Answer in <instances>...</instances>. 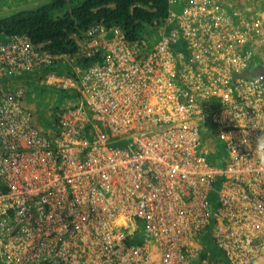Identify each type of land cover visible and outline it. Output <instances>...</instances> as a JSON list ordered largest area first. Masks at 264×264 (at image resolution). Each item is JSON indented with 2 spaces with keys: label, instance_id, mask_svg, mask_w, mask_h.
Returning a JSON list of instances; mask_svg holds the SVG:
<instances>
[{
  "label": "built area",
  "instance_id": "1",
  "mask_svg": "<svg viewBox=\"0 0 264 264\" xmlns=\"http://www.w3.org/2000/svg\"><path fill=\"white\" fill-rule=\"evenodd\" d=\"M218 4L235 21L218 16ZM231 7L193 0L182 14L170 9L163 23L176 29L144 49L119 26L95 23L85 41L72 36L76 58L104 53L87 71L57 73L67 55L27 35L0 44L1 81L38 75L41 88L70 100L52 114L55 127L41 129L34 93L20 84L0 90V175L8 179L0 264H264V166L255 155L264 74L246 76L252 54L238 51L250 32L264 41V18ZM109 33L116 40L105 45ZM182 41L199 50L189 60ZM214 140L228 151L222 166L209 160ZM212 218L223 260L201 257Z\"/></svg>",
  "mask_w": 264,
  "mask_h": 264
},
{
  "label": "trees",
  "instance_id": "2",
  "mask_svg": "<svg viewBox=\"0 0 264 264\" xmlns=\"http://www.w3.org/2000/svg\"><path fill=\"white\" fill-rule=\"evenodd\" d=\"M170 9V0H49L36 8L19 10L1 19L0 31L10 37L27 35L34 44L46 43L48 50L54 54L72 57L79 51L72 33L85 31L95 23H102L106 27L117 25L128 41L137 42L145 28L162 25L169 16ZM95 62H104L102 51L95 55L79 56L71 63L56 61L53 70L63 73L66 67L77 66L82 71H87ZM213 145L209 160L222 166L227 157L225 144L214 140ZM208 200L210 202L209 197ZM212 226L213 223L210 227ZM210 230L211 228L202 238L203 242L209 240L203 254L210 252L213 259L223 260L222 250L211 246Z\"/></svg>",
  "mask_w": 264,
  "mask_h": 264
},
{
  "label": "rangeland",
  "instance_id": "3",
  "mask_svg": "<svg viewBox=\"0 0 264 264\" xmlns=\"http://www.w3.org/2000/svg\"><path fill=\"white\" fill-rule=\"evenodd\" d=\"M47 1L49 0H0V20L14 14L15 12L19 10L36 8ZM215 1L217 3L222 2L223 4L230 3L232 5L231 9L234 8V10L237 9L243 12V14L246 16V20L254 21L257 19L258 16L264 18V0H215ZM192 2L193 0H172L171 1V11L176 14H182L184 11H186V9L191 7ZM215 10L220 12L218 13V16H222V14L224 16L228 15V18L231 21H235V18L233 14L231 13V10L227 14L226 8L223 7L222 5L218 4ZM189 12L193 15H196L194 9L189 10ZM196 17L198 16L196 15ZM235 23L236 22L233 23V26H235ZM166 24L167 23L165 22L158 27L155 26L151 28H148V27L145 28V31L142 33V37L140 41L137 43V47L141 49H144L146 47H154L162 39L163 35L169 36L172 33V31L176 28L173 25H166ZM72 35L74 37L76 36L77 41L86 40V33L84 31L80 33H72ZM3 36L6 37V35H3ZM3 36H0V38H2ZM11 40H12V36L10 37L9 40L4 41L3 43L8 44L11 42ZM114 40H116V36L114 35V33H109L108 35L104 37L102 43L105 45H108L111 41H114ZM261 40H262V37L250 32V37L248 39V42L243 47H240L238 49V51L250 52L252 54L251 63H252V67H254L253 70L256 68L264 69V41H261ZM210 41H207L205 45L210 43ZM3 43H0V44H3ZM184 44L185 43H182V42L180 43V47L181 48L183 47L181 52H183L187 56H189L190 54L193 55L194 51H199L197 48L195 50L189 49L187 48V45H185L184 47ZM171 46H175L174 49L177 48V46L174 44H171ZM203 49L204 47L202 48V50ZM75 58L76 56H72V57L67 56L68 62H72ZM185 59L189 60L188 58H185ZM207 59L210 60L209 57L204 58L205 61ZM54 71L59 73L58 70L54 69ZM71 71H73V68L72 66H69L63 70V73H72ZM38 78H39L38 75H28L25 79L24 78L22 79L13 78V79H4L3 81L0 80V90H6L9 88H12L13 86L19 85V84L27 87L29 92L31 94L34 93L35 95L32 101L38 107L39 115L42 121V122L40 121V125H42L43 127L44 125H46V126H50L54 128L55 127V124H54L55 117L52 114L57 109L66 107L69 104L70 100L63 97L61 92H57L52 87H42L41 88L37 84ZM204 139H206V136H204ZM220 148H222V146H220ZM227 154H228V151L226 153V156ZM220 184H221V180H218L214 184V188L213 190H211V193H210L211 195L209 196L210 203L214 207V209H217L218 207V202H219L218 188L220 187ZM211 231L209 232V234L212 240ZM207 233L208 231L203 233L202 236L200 237V241L204 245V250L207 248L209 240L207 242H203L202 238ZM211 246L214 249H216L215 247H217L215 244H213V240H212ZM202 255L203 254H201V257L207 258L209 257L210 252H207L205 256H202ZM255 264H261V262L258 261Z\"/></svg>",
  "mask_w": 264,
  "mask_h": 264
},
{
  "label": "bare ground",
  "instance_id": "4",
  "mask_svg": "<svg viewBox=\"0 0 264 264\" xmlns=\"http://www.w3.org/2000/svg\"><path fill=\"white\" fill-rule=\"evenodd\" d=\"M186 41H182V43H185ZM182 55L184 56V58H188L189 59V57L190 56H192L191 54L189 55V56H187L186 54H184L183 52H182ZM207 57H209L210 58V60H211V56L209 55V53L207 52L206 54H205V56H204V58H207ZM177 60V59H176ZM210 60H206L205 61V63L206 64H210ZM253 76H257V75H253ZM37 120V119H36ZM35 120V122H37ZM39 123V122H38ZM38 123H36V124H38ZM40 125V124H39ZM41 126V125H40ZM40 126H38V127H40ZM41 128V127H40ZM42 129V128H41ZM215 150V149H214ZM213 152V151H212ZM218 152V151H217ZM211 155H213V154H211ZM215 156V155H214ZM222 159V158H221ZM8 181V179H6V177L5 176H2V175H0V188H5V185H4V182H7ZM143 221V219L142 218H140V219H136L135 220V225H139L141 222ZM216 222V220L214 219V218H212L211 219V222H210V226H211V224L213 223V225L215 224V222ZM209 226V228H211L212 229V227H210ZM208 228V229H209ZM212 236L214 237V234L212 233ZM215 238V237H214ZM219 247V246H218ZM205 253V252H204ZM203 255H205V254H203ZM211 255V254H210ZM209 255V256H210ZM214 257V256H213ZM206 258V257H205ZM215 259V258H214ZM217 259V258H216Z\"/></svg>",
  "mask_w": 264,
  "mask_h": 264
},
{
  "label": "clouds",
  "instance_id": "5",
  "mask_svg": "<svg viewBox=\"0 0 264 264\" xmlns=\"http://www.w3.org/2000/svg\"><path fill=\"white\" fill-rule=\"evenodd\" d=\"M53 68V67H52ZM257 151H256V157L259 160V163L261 166H264V136H261L257 140Z\"/></svg>",
  "mask_w": 264,
  "mask_h": 264
},
{
  "label": "water",
  "instance_id": "6",
  "mask_svg": "<svg viewBox=\"0 0 264 264\" xmlns=\"http://www.w3.org/2000/svg\"><path fill=\"white\" fill-rule=\"evenodd\" d=\"M246 76L250 77L252 75H261V74H264V69L262 68H256L254 69L252 72H248V73H245Z\"/></svg>",
  "mask_w": 264,
  "mask_h": 264
},
{
  "label": "crops",
  "instance_id": "7",
  "mask_svg": "<svg viewBox=\"0 0 264 264\" xmlns=\"http://www.w3.org/2000/svg\"><path fill=\"white\" fill-rule=\"evenodd\" d=\"M6 35V34H4L2 31H0V36H3V35ZM10 39V37L9 36H7L6 35V37H2V38H0V43H3L4 41H7V40H9ZM262 69V68H261ZM39 124H40V121H39ZM42 126V125H41ZM215 222V221H214Z\"/></svg>",
  "mask_w": 264,
  "mask_h": 264
}]
</instances>
